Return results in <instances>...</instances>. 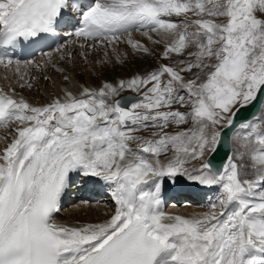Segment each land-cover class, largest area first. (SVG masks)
Wrapping results in <instances>:
<instances>
[{
	"label": "snow or ice",
	"instance_id": "obj_1",
	"mask_svg": "<svg viewBox=\"0 0 264 264\" xmlns=\"http://www.w3.org/2000/svg\"><path fill=\"white\" fill-rule=\"evenodd\" d=\"M70 12L85 64L104 49L107 66L109 48L123 62L122 43L152 55L133 32L167 63L43 105L0 90V127L15 125L0 148V264H264V0H0V50L46 38ZM75 176L108 188V219L54 221ZM180 176L217 189L207 212L162 209Z\"/></svg>",
	"mask_w": 264,
	"mask_h": 264
},
{
	"label": "bare ground",
	"instance_id": "obj_2",
	"mask_svg": "<svg viewBox=\"0 0 264 264\" xmlns=\"http://www.w3.org/2000/svg\"><path fill=\"white\" fill-rule=\"evenodd\" d=\"M133 39L139 40L141 42V40L138 39L137 37L133 38ZM80 42L81 41L79 39L74 38L73 41H71L69 44L65 45L64 48L66 50L68 49V47L71 50L73 48L75 49V48L79 47ZM81 43H84V41ZM128 47H129L128 45H125V47H123L121 49L127 50ZM64 48L59 49L57 51H54L53 53H43L42 56H40L37 60L32 61V62H26L24 64L16 63V64L9 65L8 67H5L4 65L0 64L4 68L1 72V75H0V81H3L5 79H12L18 83V82H20L21 76L24 77V80L26 78H29L31 71L33 73H35V71H36V75H37L38 74L37 72L39 70L38 65H40V63H42L40 65V68H41V66H44L45 71L50 76H52V71L54 69V65L47 58H48V56L61 53L62 50H64ZM76 50L77 49H75V51ZM97 53L98 52H96V56L98 58L97 59L98 61H97L96 65L91 66V67H87L85 71H82V69L80 68V67H82V65L85 64L81 58H77V61H75V63H74V59H72V64H74V68H73L74 69V77H75V80L77 81V83H73L71 79L69 82L66 83L63 81V78H61L62 89L68 88V89L72 90L74 92V94L78 95L79 91L81 90V85L86 86V87H97L98 88L101 86V84H99V80H101L102 82L105 80H108L111 82H118L120 79H127V78H130L131 76H133L135 74L134 73L135 68L138 69L139 72H145L146 70H148V68H147L148 64L146 62L142 61V64H140L141 62L140 63H134L133 65L129 64L125 67V70H122L119 72L118 68L115 67V65H112L111 62L107 66H102L99 63V61L104 59V56L101 53H99V54H97ZM47 60H48V62L46 64ZM60 62H61V65H64V68H68V69L70 68L69 64L66 63V61L63 62L61 59ZM17 67H19V72H17ZM97 75H99L98 76L100 78L99 80L96 77ZM44 77L45 76H41V78L39 80L41 85H43V83H45V81H46L44 79ZM30 80H31V78H30ZM29 89L34 91L33 90L34 87L29 88ZM0 90L6 91V92L11 91L10 89H8V87H4V86H1ZM46 90H47V94L49 95V97L45 96L41 92H38L37 96L34 97V100L36 102L32 103V101H34V100H32V101L30 100V103H32L34 105H43V104L50 102L52 99H54L55 95H58L56 88H54V86H53V81L50 82V86L46 87ZM24 93H27V88L26 87H23V88L20 87L19 91L15 92V95L17 98L22 97V95L27 96V94L25 95ZM13 127H15L14 124H10V126L8 128L0 127V148H3L5 146V144L8 142V140H6L5 137H8V139L10 140L11 129ZM193 163L195 164V162H193ZM189 167H191V166H189ZM78 180H80L79 185L73 184V186L70 187V189H74V192L72 193L71 197L77 198L78 200H81L80 201L81 203L78 205H74L73 206L74 209L71 211L64 209V207H66V205H65L63 207L62 213H63V215L67 214V218H64V217L59 218L58 219L59 224L66 225V226H77V225L82 224V223H80L82 220L89 221V223H98V222H103L104 220L108 219L110 217V215L112 214L113 207H114V202L111 199V194H110L108 188L103 185V182L97 183L94 180L92 185L90 187H88V183H84V181L80 177ZM183 180H186V181H183ZM178 181H183V183H186V182L190 183L193 186H195L197 189H200L202 193L205 192L204 189H206L207 195L204 196L205 198L203 201H200L202 203L188 201V200H183L179 205L172 203L171 206L169 207V213L174 214V215L178 214V215H182L185 217H191L194 215H201V214H203L209 210L208 205L210 204V202H215L217 195H218L217 189L215 187H208V186L199 185L198 182L189 181L183 176H180L176 180L173 181L174 184L180 183L179 187L184 186V184L182 182H178ZM76 193H81L84 195L82 197L80 194H76ZM95 195H98V199H101V201L105 200L106 205H103L101 203L100 204H98V203H92L91 204L89 202L90 201L89 199L94 200ZM210 197H212V200L208 202V199Z\"/></svg>",
	"mask_w": 264,
	"mask_h": 264
},
{
	"label": "rangeland",
	"instance_id": "obj_3",
	"mask_svg": "<svg viewBox=\"0 0 264 264\" xmlns=\"http://www.w3.org/2000/svg\"><path fill=\"white\" fill-rule=\"evenodd\" d=\"M135 33V34H134ZM154 35V34H152ZM138 38L141 40V43L143 42L146 46H148L151 50H152V55H141V54H133L132 52V49L130 47H128L127 50H124V49H121L123 47H125V45L127 44H119L117 46V50L118 52L121 54V57H122V61L123 62H117V60L115 59V55L114 53L112 52L111 48L107 49L108 53H109V58H110V62L112 65H115V67L118 68V71H122V70H125V67L129 64L133 65L134 63H140L142 64V61L143 62H146L148 65V70L146 71H150L152 70L153 68H155L157 65L161 64V63H167V61L165 60H162L160 59V53L162 52V48L161 47H158L156 45H154L151 41H149L147 39V37L143 34V32H133L132 33V38ZM124 39H126V37H124ZM143 40V41H142ZM69 49V47H68ZM66 50L64 48V50H62L61 53L59 54H54V55H51V56H48V60L50 62L53 63L54 65V69L52 71V76H50L44 69V66H41L40 68V65L42 63H40V65H38V74L36 75V71L35 73H33L32 71L30 72V77L29 78H26L24 81H21L20 82H15L14 80L12 79H5L3 81H0V87L1 86H4V87H8V89L12 90V89H15V92L19 91V88H20V83L21 82H27V81H30L32 84H33V87H34V91L30 90L28 87L27 88V93H24L25 95L27 94V96H24L22 95V97L24 99H26L29 103H30V100H34V97L37 96V93L38 92H41L43 93L45 96H48L49 95L47 94V90H46V87L47 86H50V82L53 81V86L54 88H56L57 90V93L58 95L62 96L63 95V91H62V87H61V78H63L64 75H69L70 76V79L72 80L73 83H77V81L75 80V77H74V64H72V60L69 61L68 60V53L71 52V53H75L73 59H74V63L75 61H77V58H81V56L79 55L81 49L79 47L75 48L77 49L75 51V49L73 48L72 50L69 49V50ZM91 51V50H89ZM104 49H96L94 52H92V54L89 56V62L87 64H84L82 65V67H80L82 69V71H85L87 67H91V66H95L96 63H97V56H96V52H98L97 54L101 53L103 56H104ZM124 53H127V56L126 58L123 56ZM113 54V55H112ZM62 59V61H66V63L69 64L70 68H64V65H61V62L60 60ZM82 59V58H81ZM48 60L46 61V64L48 62ZM45 65V64H44ZM3 66L0 65V75H1V72L3 70ZM145 71V72H146ZM139 70L135 68L134 70V73H138ZM66 73V74H65ZM41 76H45L48 78V80L45 81V83H43V85L40 84L39 80L41 78ZM99 75H97V79L99 80L100 78L98 77ZM31 78V80H30ZM99 84H102V81L99 80ZM125 93H133L131 92L130 90H126L124 91L122 94H125ZM35 94V95H34ZM30 96V97H29ZM33 98V99H32ZM36 101H32V103H35ZM236 144L235 142H233V147H235ZM183 181H186V180H183ZM183 181H178V182H182ZM76 194H80L82 197L84 194H81V193H76ZM81 197V198H82ZM90 202V201H89ZM103 201H99L98 204H103L102 203ZM81 202L79 201H74L73 203H71L69 206H67L66 204V210L68 211H71L74 209V205H78L80 204ZM92 204V202H91ZM64 218H67V214H64L63 216ZM80 223L82 224H85V223H89V221H86V220H82Z\"/></svg>",
	"mask_w": 264,
	"mask_h": 264
},
{
	"label": "water",
	"instance_id": "obj_4",
	"mask_svg": "<svg viewBox=\"0 0 264 264\" xmlns=\"http://www.w3.org/2000/svg\"><path fill=\"white\" fill-rule=\"evenodd\" d=\"M133 95H135V94H126V95H123V96H133ZM255 111H256V109L252 108L251 106L246 107V108H242L238 112L236 119L238 121L244 120L246 117H249ZM229 135L231 136V133H229ZM228 143H229V141H228V138L226 137L224 142H223V144H222V146H221V148H220V156L221 157L227 151Z\"/></svg>",
	"mask_w": 264,
	"mask_h": 264
}]
</instances>
